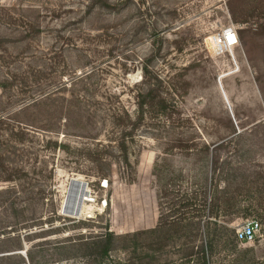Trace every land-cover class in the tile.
Here are the masks:
<instances>
[{
	"label": "rangeland",
	"instance_id": "1",
	"mask_svg": "<svg viewBox=\"0 0 264 264\" xmlns=\"http://www.w3.org/2000/svg\"><path fill=\"white\" fill-rule=\"evenodd\" d=\"M232 25L234 51L212 47ZM0 85V264H202L211 242L210 264H264V0L4 3Z\"/></svg>",
	"mask_w": 264,
	"mask_h": 264
},
{
	"label": "trees",
	"instance_id": "2",
	"mask_svg": "<svg viewBox=\"0 0 264 264\" xmlns=\"http://www.w3.org/2000/svg\"><path fill=\"white\" fill-rule=\"evenodd\" d=\"M136 119L137 120H135L132 127L127 126V127H124L123 130H121L122 134H121V139L119 141V147H120V151L123 155L124 162L127 164V166H130V167H131V164L129 162V157H128V153H127L128 145H127L126 139L128 136H131V137L134 136L133 134L135 132V128L139 125V122H140V116H138V118H136ZM63 146H66V145L63 144ZM107 183H108V180H107ZM172 226L173 225H169L168 227H156V228H152V229L128 233L126 235H116L112 231H107L106 233L102 234V236H99L97 238V240H94V242L84 244V246H85L84 249L86 251L85 253L87 255L95 257L96 261L103 260L110 255L112 250H114L116 243H118V242L129 241V246L138 247L139 246L138 242H139L140 238H142V237L151 236V237L155 238L157 235H159L160 238H162L164 234L170 236V234L172 232L171 231ZM223 229L228 235L227 238L231 237L233 242H236V241L241 242L239 240L237 230L230 229L228 226H223ZM228 240H230V239H228ZM154 241H155V239H153V242ZM212 247H213L212 242L209 245H207L206 247L205 246L201 247V249H202V257H201L202 264H210L211 263V255H210L211 253L210 252L212 250ZM5 252H9V251L0 250V253H5ZM4 256H8V255H4Z\"/></svg>",
	"mask_w": 264,
	"mask_h": 264
},
{
	"label": "built area",
	"instance_id": "3",
	"mask_svg": "<svg viewBox=\"0 0 264 264\" xmlns=\"http://www.w3.org/2000/svg\"><path fill=\"white\" fill-rule=\"evenodd\" d=\"M16 1L17 0H0V5ZM239 41L240 39L237 28L232 25L225 28L218 37H213L210 42L212 47L231 52L239 45ZM88 198L90 199V202H95V199L91 197L90 192L88 194ZM261 228V224L258 221L252 220L247 222L241 229L237 230L239 240L242 243H251L255 241L257 233L261 231Z\"/></svg>",
	"mask_w": 264,
	"mask_h": 264
},
{
	"label": "bare ground",
	"instance_id": "4",
	"mask_svg": "<svg viewBox=\"0 0 264 264\" xmlns=\"http://www.w3.org/2000/svg\"><path fill=\"white\" fill-rule=\"evenodd\" d=\"M76 184H73L70 197L67 200V209L72 215L78 216L77 213L81 211L82 203L86 201H90L88 195L86 194V190L88 188L83 184L81 180H74ZM72 185V184H71ZM77 211V212H76Z\"/></svg>",
	"mask_w": 264,
	"mask_h": 264
},
{
	"label": "water",
	"instance_id": "5",
	"mask_svg": "<svg viewBox=\"0 0 264 264\" xmlns=\"http://www.w3.org/2000/svg\"><path fill=\"white\" fill-rule=\"evenodd\" d=\"M85 186H86V184L85 183H83ZM85 189H87V186H86V188ZM86 194L88 195L89 194V192L86 190ZM63 211L64 212H69L67 209H66V207L64 206V208H63ZM77 212V211H76ZM70 213V212H69Z\"/></svg>",
	"mask_w": 264,
	"mask_h": 264
},
{
	"label": "crops",
	"instance_id": "6",
	"mask_svg": "<svg viewBox=\"0 0 264 264\" xmlns=\"http://www.w3.org/2000/svg\"><path fill=\"white\" fill-rule=\"evenodd\" d=\"M238 32V31H237ZM238 36H239V32H238ZM239 39H240V36H239Z\"/></svg>",
	"mask_w": 264,
	"mask_h": 264
}]
</instances>
